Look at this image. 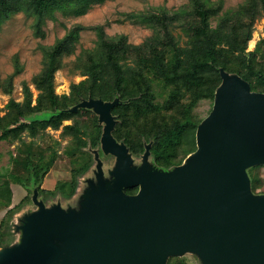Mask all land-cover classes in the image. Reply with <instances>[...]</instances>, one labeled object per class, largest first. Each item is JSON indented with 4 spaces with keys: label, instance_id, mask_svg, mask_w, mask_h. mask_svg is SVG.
Segmentation results:
<instances>
[{
    "label": "trees",
    "instance_id": "trees-1",
    "mask_svg": "<svg viewBox=\"0 0 264 264\" xmlns=\"http://www.w3.org/2000/svg\"><path fill=\"white\" fill-rule=\"evenodd\" d=\"M105 1L31 0L30 3L39 32L44 15L54 8L80 15ZM191 1L197 20L191 24L190 47L178 45L167 27H164L163 35L157 30L144 42L132 43L124 34L109 35L103 25H94L95 46L83 49L75 60L74 70L85 78L72 82L70 95L61 99L54 90L55 72L63 65L65 56L75 53L85 26L74 25L64 36L47 46L44 67L34 79L40 91L36 104H32V91L25 85V101L11 99L8 111L0 114V140H21L17 153L11 155L13 166L0 183V201L6 200L10 204L11 181L21 184L27 191V195L18 204L9 207L0 220V249L15 244L13 217L25 204L33 201L38 205L34 196L46 204L49 195L55 196L57 192L66 193V198L72 197L77 186L75 175L78 171L87 170L89 165L75 169L74 177L59 182L54 189L44 188L42 181L59 155L56 143L47 146L49 151L46 154V149L41 148L36 140L26 141L22 137L23 132L41 136L39 130L49 126L59 128L65 119H72L73 123L64 125L63 129V133L72 138L70 151H82L86 145L95 148L102 144L99 124L102 122L96 117L95 128H92L82 124L76 114L79 109L87 107L85 102L91 99L115 102L111 107L115 120L112 135L124 143L131 154L143 156L148 151L151 168L170 172L184 164L197 150V130L206 116L197 115L196 106L201 99L208 98L213 108L222 82L221 69L246 80L252 91L264 92V69L254 72L246 57L240 55L251 36L250 27L241 36L238 32L227 30L228 21L224 18L212 26L210 18L217 12L216 7L210 5V0ZM19 2L0 0V18L20 10ZM261 7H264V0H247L234 13V20L252 26ZM237 51L238 55H235ZM252 74H258V83L252 81ZM154 75L169 88L163 103L156 101ZM6 89L11 91L10 81ZM250 182L252 191L256 193L258 184L252 178ZM138 189V186L123 187L128 195L136 194ZM56 203H51V206ZM170 256L165 264H168Z\"/></svg>",
    "mask_w": 264,
    "mask_h": 264
},
{
    "label": "water",
    "instance_id": "water-1",
    "mask_svg": "<svg viewBox=\"0 0 264 264\" xmlns=\"http://www.w3.org/2000/svg\"><path fill=\"white\" fill-rule=\"evenodd\" d=\"M221 76L197 130V150L170 172L151 168L148 151L133 167V155L111 133L115 102H85L105 123L104 152L116 156L113 188L100 169L85 210L46 206L34 196L40 209L27 218L26 239L3 250L20 248L12 254L17 264H49L61 254L53 236L80 248L68 245L78 256L80 250V260L69 264H165L186 251L204 264H264V193L252 191L247 173L264 163V92L223 69ZM132 186L136 194L123 191ZM6 259L0 255V264Z\"/></svg>",
    "mask_w": 264,
    "mask_h": 264
},
{
    "label": "rangeland",
    "instance_id": "rangeland-1",
    "mask_svg": "<svg viewBox=\"0 0 264 264\" xmlns=\"http://www.w3.org/2000/svg\"><path fill=\"white\" fill-rule=\"evenodd\" d=\"M30 1L20 0V10L8 17L0 18L1 115L8 111V103L11 99L20 102L25 101V85H28L32 91V104H36L40 91L36 88L34 79L44 67L45 49L47 46L52 45L57 38L64 36L68 29L76 24L85 26L81 30L76 51L65 56L63 65L55 72L54 90L60 99L64 95H70L72 82H79L85 78L79 71L74 70L75 60L83 49L95 46L96 33L92 28L94 25H103L109 35L124 34L132 43L144 42L148 37L154 36L157 30H160L163 35L164 27H167L178 45L190 47L191 24L197 20L191 0H106L103 3L93 5L86 13L80 15L67 14L59 8H54L44 15L41 29L38 32L35 27V14ZM246 1L210 0V5L217 9V12L211 16L210 23L215 26L224 18L228 21L226 23L227 30L238 32L241 36L244 33L246 34L247 28L250 27L251 36L240 55L246 57L247 62L251 64L252 70L255 72L261 68L264 69V7L259 9L252 26L242 25L243 22L234 20V13ZM231 34L233 33L231 32ZM235 55H238V51ZM247 72L250 73V69L247 68ZM251 79L254 83H258V74H252ZM9 81L12 84L10 92L6 89ZM153 88L156 101L163 103L169 88L166 87L162 79L155 75L153 77ZM211 108L210 99L203 98L198 102L195 111L197 115L205 117ZM96 117L99 119V114L94 107L81 108L76 114V118L82 124H87L92 128H95ZM72 123V119H65L59 128L49 126L39 130L41 136H33L25 131L22 133V137L26 141L36 140L41 148L46 149V154L49 151L47 146L56 143L59 155L42 181V187L44 188L54 189L59 182L74 177L73 171L75 169H81L82 166L89 164L87 170L78 171L75 175L77 186L72 197L66 198V193L57 192L55 196L49 195L47 198L48 203H46V206H51V203L57 202L56 205L62 206L65 210L81 211L85 210L90 199L93 200L94 196L91 189L99 185L97 175L100 169L103 170V178L107 185H110L114 180L113 169L116 156L104 152L102 144L95 148L86 145L82 148V151L78 150L76 153H72L70 151L71 135L63 133L64 125ZM99 124L103 133L105 123ZM20 144V138L0 140V183L12 168L11 155L17 153L16 149ZM132 155L134 158L132 166L140 167L143 156ZM247 173L258 184L256 193H264V163L250 166ZM10 185L12 200L9 205L6 200L0 201V220L9 207L18 204L27 195L26 189L21 184L11 181ZM32 209L38 210L40 206L35 205L32 201V203L25 204L14 215L13 243L22 244L26 239L24 225ZM51 238L61 247V254L58 259L51 261L49 264H69L72 258L80 260V250L79 256L77 252H71L74 249H80L78 246L68 244L65 240L56 239L53 236ZM68 245L71 251L68 250ZM20 252V248L17 249V247L9 252L0 249V255L3 259L8 257L4 260V264H17L16 256L12 257V254H20ZM195 253L186 251L182 254H172L168 264H204L201 256Z\"/></svg>",
    "mask_w": 264,
    "mask_h": 264
},
{
    "label": "bare ground",
    "instance_id": "bare-ground-1",
    "mask_svg": "<svg viewBox=\"0 0 264 264\" xmlns=\"http://www.w3.org/2000/svg\"><path fill=\"white\" fill-rule=\"evenodd\" d=\"M108 187H109V188H113V187H110V186H108ZM112 191H113V190L111 189L110 192L112 193ZM115 191H116V190H115ZM115 191H113V192H115Z\"/></svg>",
    "mask_w": 264,
    "mask_h": 264
}]
</instances>
